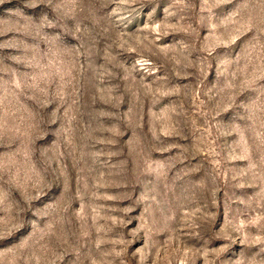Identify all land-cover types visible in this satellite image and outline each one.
<instances>
[{
	"label": "rangeland",
	"instance_id": "rangeland-1",
	"mask_svg": "<svg viewBox=\"0 0 264 264\" xmlns=\"http://www.w3.org/2000/svg\"><path fill=\"white\" fill-rule=\"evenodd\" d=\"M0 264H264V0H0Z\"/></svg>",
	"mask_w": 264,
	"mask_h": 264
}]
</instances>
